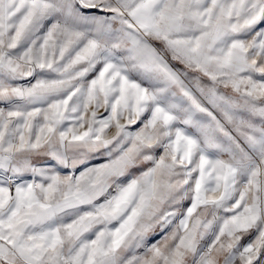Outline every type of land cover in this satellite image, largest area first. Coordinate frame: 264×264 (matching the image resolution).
Instances as JSON below:
<instances>
[{"label":"snow or ice","instance_id":"1","mask_svg":"<svg viewBox=\"0 0 264 264\" xmlns=\"http://www.w3.org/2000/svg\"><path fill=\"white\" fill-rule=\"evenodd\" d=\"M0 264H264V0H0Z\"/></svg>","mask_w":264,"mask_h":264}]
</instances>
